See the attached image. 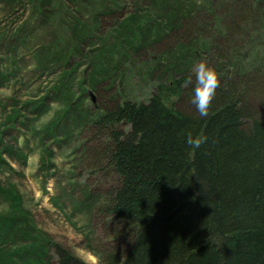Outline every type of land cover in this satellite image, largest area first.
Masks as SVG:
<instances>
[{
	"label": "trees",
	"instance_id": "trees-1",
	"mask_svg": "<svg viewBox=\"0 0 264 264\" xmlns=\"http://www.w3.org/2000/svg\"><path fill=\"white\" fill-rule=\"evenodd\" d=\"M130 1L134 5L112 32L115 37H109L95 58L96 70L105 62L109 73L117 69V60L126 56L125 47L171 49L176 42L175 54H190L194 61L201 54L209 55L205 61H211L208 65L218 73L220 84L208 115L201 117L192 102L195 75L182 63L164 72L165 78L145 101L113 94L110 102L101 104L104 111L86 116L96 125L98 139L107 134L91 158L93 167L100 170L106 162L102 170L116 178L98 212L110 224L106 233L108 229L114 235V243L119 238L131 243L125 256L114 246L107 250L103 264H264V103L260 102L264 77L226 70L224 62L231 54L225 43L220 46L226 48L213 51L217 41L211 42L214 30L203 10L209 0ZM259 1L243 0L231 7L237 23L226 27L233 36L241 23L264 25V0ZM75 2L78 12L93 11L94 22L127 6L124 0ZM79 26L84 39L100 29V23L79 22ZM196 29L204 35L200 44L187 35ZM165 39L168 44L161 43ZM162 64L154 61L149 75ZM95 73L90 87L97 90L101 81ZM189 135L207 139L193 149L187 143ZM10 221L7 226L18 222L15 217ZM5 229L8 233L13 228ZM39 247L0 254L1 261L17 264L12 257L22 258ZM39 260L44 264L45 257ZM50 264L84 263L58 249L57 259Z\"/></svg>",
	"mask_w": 264,
	"mask_h": 264
},
{
	"label": "rangeland",
	"instance_id": "rangeland-1",
	"mask_svg": "<svg viewBox=\"0 0 264 264\" xmlns=\"http://www.w3.org/2000/svg\"><path fill=\"white\" fill-rule=\"evenodd\" d=\"M124 2L126 9L94 22L93 11L78 12L75 0H0V254L9 256L40 246L35 253L12 257L17 264H42L39 258L43 256L44 264L53 263L58 249L84 264H103L104 253L113 246L122 256L127 254L131 243L122 238L114 243V235L108 229L106 233L110 224L98 212L116 178L102 170L106 162L100 170L93 167L91 158L107 134L98 139L96 125L87 122L86 116L104 111L101 104L110 102L113 94L145 101L168 68L183 63L193 72L201 61L211 64L205 61L207 54H201L199 61L184 52L175 54V42L171 49L125 47L126 56L117 60L115 74L109 73L108 62L96 70L99 50L111 35L115 37L112 32L134 5ZM237 2L243 0L204 1L208 24L215 26L210 27L214 30L211 42L217 41L218 46L213 51L227 46L231 55L224 62L226 70L264 77V25L241 23L234 36L226 27L237 23L231 10ZM79 22L100 23V29L84 39ZM187 35H191L189 41L204 42L200 29ZM156 60L163 64L150 76ZM94 72L101 81L97 90L90 87ZM260 102L264 103V90ZM12 217L18 222L7 226ZM5 228L13 229L5 233ZM0 264H6L1 257Z\"/></svg>",
	"mask_w": 264,
	"mask_h": 264
},
{
	"label": "clouds",
	"instance_id": "clouds-1",
	"mask_svg": "<svg viewBox=\"0 0 264 264\" xmlns=\"http://www.w3.org/2000/svg\"><path fill=\"white\" fill-rule=\"evenodd\" d=\"M195 75V88L193 103L195 104L196 110L201 117H206L209 112V107L212 100L215 97L216 90L219 87L220 79L218 73L214 68L209 66L206 62L201 61L193 68ZM191 83V78H189ZM206 137L196 136L195 138L191 135L187 138V143L193 148L198 149L205 141Z\"/></svg>",
	"mask_w": 264,
	"mask_h": 264
}]
</instances>
